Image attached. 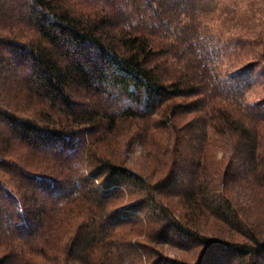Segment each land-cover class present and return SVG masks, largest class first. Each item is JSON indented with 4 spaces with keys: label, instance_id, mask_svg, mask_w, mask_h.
<instances>
[{
    "label": "trees",
    "instance_id": "1",
    "mask_svg": "<svg viewBox=\"0 0 264 264\" xmlns=\"http://www.w3.org/2000/svg\"><path fill=\"white\" fill-rule=\"evenodd\" d=\"M209 1L0 0V264H264L252 201L264 184V103L242 102L250 66L216 79L211 49H199L196 17ZM182 113L197 115L176 126ZM170 122L156 178L91 149L125 130L144 143ZM213 136L229 137L241 162L209 169ZM15 145L53 169L31 171ZM239 184L247 203L234 199ZM128 193L139 196L112 206ZM204 219L218 230H203ZM164 243L199 247L198 260L165 256L155 247Z\"/></svg>",
    "mask_w": 264,
    "mask_h": 264
},
{
    "label": "rangeland",
    "instance_id": "2",
    "mask_svg": "<svg viewBox=\"0 0 264 264\" xmlns=\"http://www.w3.org/2000/svg\"><path fill=\"white\" fill-rule=\"evenodd\" d=\"M196 22L202 25V36H206L207 38L200 45L199 49H202L204 52L211 49L214 55V61L208 62V64L215 74L216 79L226 77L246 65L250 66V73L248 74L251 75L250 77L245 74L236 75L241 80L249 77L247 82L250 85L244 88L242 102L254 106H259L258 104H260L262 107L264 103V0H210L207 9L197 13ZM204 44L206 47H204ZM186 100L189 99H175V101L179 102ZM35 104V108L43 109L42 104L37 102ZM196 115L197 113H182L176 115L173 120L176 122V126H181ZM53 116L56 117V115ZM171 125L173 123L170 122L163 129L151 130L150 133L144 136V143H141L137 139H128L124 134L128 133L130 135L131 133L125 130L127 133L123 131L115 137V143H112L109 139H96L91 149L97 154L110 156L111 158L114 155L116 157L120 156L124 163L134 171L156 178L168 166L164 158L159 156L156 151H158L161 145L165 146L174 139V132L171 131ZM129 129H133V126H130ZM207 135H211L210 130L207 131ZM213 137L216 141L211 144L212 140L208 137L211 141L209 143L208 140L203 145V149L207 155L208 168L213 170L217 169V173H219L234 158L231 157L232 142L227 136L225 138ZM261 142L262 148H264V136L261 138ZM169 154V152L166 153L167 157H169ZM13 158L20 163H24L31 171H44L46 165L48 169L49 167L53 169L51 163H48L49 165L46 164L47 162L43 155L38 154L32 149L25 148L22 145H15ZM161 158L164 160V164ZM234 160L237 163L241 162L240 159L234 158ZM86 163L83 162L80 164L77 162L74 167L79 172L87 174L89 167ZM239 168L241 173H245V169H241L242 165H239ZM244 192L248 193L247 189L241 188V184L237 185L233 191L234 199H238L241 204L248 202L247 198L243 195ZM252 194L254 195L252 198L254 202L253 214L259 216L260 226L264 230V184L256 187V191L252 192ZM138 196V194L128 193L122 197H117L112 201V206H123L136 200ZM171 197L165 198V200L173 203L175 212L178 213L180 210H183L184 205L180 203L179 198L175 196ZM76 212L75 208L70 210V214ZM82 217V214H80L73 221L81 220ZM71 219L72 217L69 221ZM204 220L207 221H202L206 223V227L203 230H207L209 227V230H218L217 225L213 224L212 220ZM131 228V234L138 232L136 230L138 229L137 227L133 226ZM155 247L165 256L188 263L197 261L200 252L199 247L181 249L174 243L159 244Z\"/></svg>",
    "mask_w": 264,
    "mask_h": 264
}]
</instances>
